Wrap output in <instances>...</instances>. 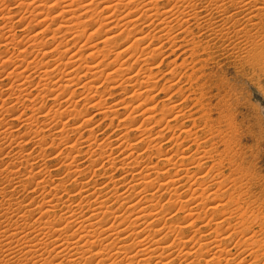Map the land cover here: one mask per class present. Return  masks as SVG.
Returning a JSON list of instances; mask_svg holds the SVG:
<instances>
[{
	"label": "bare ground",
	"instance_id": "6f19581e",
	"mask_svg": "<svg viewBox=\"0 0 264 264\" xmlns=\"http://www.w3.org/2000/svg\"><path fill=\"white\" fill-rule=\"evenodd\" d=\"M15 1L16 4H13L12 6L15 5V7H18L20 9V12L19 10L17 11L20 14L15 13V15H12L7 9L9 6L6 7L3 3L4 1L0 0V33H2L0 34V43L2 45L1 47L3 48V51H0V82L3 83L4 80H12L6 83V85L4 84L6 86V89L3 88L5 89L3 92H1L2 87L0 85L1 141L16 139V134L14 135V133L11 131L13 127L16 126V123L21 126H25V128L27 127L28 132L30 131V134L33 130H35V135H39V133H41L40 126L44 124V122H40L41 120H38L40 117L38 119L36 116V118L31 116L28 117L29 115L27 114L25 117L22 116L24 114L23 112H20L21 114L23 113L22 115H20L19 113H17L18 115H16V109L15 113L14 110H9L11 118L9 117L10 119L6 120V118H3V112L5 110L3 104L6 100H9L10 104L14 101L17 102V100L19 99H22L23 101L25 99V102H40L36 104H39L38 113H40L37 114L42 116L44 119H47V121L50 118L53 120H56L57 118L58 121V118L60 119L62 116H64L65 118L66 116H68L67 118H71L74 116V119L76 120L77 115L83 114L82 107H79V103L80 101H84V92L86 91L85 93H91V91L93 90L92 86L97 85L99 83L98 79L101 78L97 77V75H104V68L103 70L101 68L104 67L105 63L103 62H105V59H107L108 54H114L113 61L111 62L110 60V63L112 64L117 62L120 58L123 59L126 57L127 59H131L134 55H138L139 51V55H150V59L152 58L155 60V58H158L163 53L164 47L172 49V54L175 51L180 50L182 47L178 44L182 40L180 39L182 36L181 34L187 32L191 25H197L198 27H203L201 32L202 34H205L207 39L206 49H210V42L215 43L216 41L220 40H228V46L222 45L223 51L230 50L229 52L236 57L241 53L238 57L240 59H243L244 61L245 58L242 55L243 50L241 49L243 42L246 43L247 41V43H249L250 40L254 38V35L259 32L260 26L264 24V0H98L99 5L103 7V9L107 10L108 13L111 12V9L112 11L115 10L114 12H116L117 8L119 10V8L125 9L126 7L129 10L131 9V12L133 14L127 15L125 14L127 12L126 11L124 13L125 17L123 15L121 21L117 20V23L119 22V36H115L116 32H118L115 26H111V29L115 28L116 30H111L109 29L110 26H106L110 30H108V33H110L111 35H107V38L104 37V40L102 42L103 49H101L100 51V49L98 48L99 46H94V44H91L90 37L87 36L86 32L84 31V23H82L83 21L79 23L66 19V17L70 13L71 16L75 14L74 12H72L75 6L73 4L71 5L72 0ZM98 1L96 2L98 3ZM78 2V6L82 5L81 1V4H78ZM48 5H51V7H58L62 5V10L59 9L58 11L55 10V12H52L50 11L51 9L48 10V8H50ZM79 8H82L84 13V7ZM85 12L88 13V10H85ZM83 13L81 12L82 15ZM94 13L95 11H92L90 16L95 17ZM27 14L32 17V21H27ZM75 18L77 19V17ZM113 18L112 20L110 19V21H113ZM71 19L74 18L72 17ZM102 19L103 18H101V20ZM108 20V18L105 19V21ZM32 22H36L35 26H38L37 28L40 27V29L36 30L37 32L32 31V29L34 28V23L32 24ZM104 22L103 24H106ZM13 23L17 25V31L12 26ZM109 23L111 24V22L108 21L107 24ZM115 25L117 26V24ZM96 26H94V29H96ZM129 28L130 30H127ZM132 29L133 31L134 29L136 30L137 35L133 42L126 46H120V44L122 45L124 41L128 39L127 37H125L126 39L122 37L124 40H121V38V43H119L117 47H115L116 45L114 46V43H116L117 40L122 35H124V30H127V32H129ZM97 30H100L98 29V26ZM190 30L192 31V29ZM106 32L104 34H106ZM46 33H49V39H51V41L55 42L57 38H59L60 41L52 46H50L49 43H42V40H39V38L41 37L40 35L44 34L45 36ZM97 34H99V32ZM129 34H131V32ZM94 35H96V33H94L93 36ZM148 39H153L158 44L153 46V43L155 42L152 43V40H149L150 42L148 43L145 42ZM232 39H235V41H231ZM233 42L234 44H232ZM141 45H144L143 49ZM214 46L216 47V44H214ZM214 46L211 48H215ZM105 48H108V54L107 52H104L106 50ZM187 51L188 49L182 50V52L184 53H187ZM144 52L147 53L143 54ZM230 53L227 56H229ZM95 54H99V57L103 59L99 60V58H97V60L100 61L98 63H96V60L93 59V63L91 62L88 63V65H84V57L89 56L90 58L91 56L92 58L93 56L94 58ZM14 57H16V61L19 59L17 63L11 62L14 60ZM12 58L13 60H11ZM177 59H173L172 61H170V63H168L171 66L169 67L167 72L171 75H174L179 67L181 68V66H184V60L182 59V65H177ZM123 60H120L121 63L119 65V68H117V72L118 69H121L122 72H124L123 70L128 71V64H126L125 67L126 60ZM162 60H155L154 62H152L153 64L152 66H149V68H142L141 66H139V68L135 70V75H137V78H134V80L136 79V82L131 79L133 75H130L131 77H129L127 81L125 80L124 84H131L134 82L135 84L131 85L132 88L137 85L138 87H144L143 89L145 90H149L148 87L150 86L148 85V82H150L153 75L155 76V66H157V64H162ZM109 64H106V67L109 66ZM88 73H90L94 77V80L92 79L90 81L91 83H84L83 81L78 84L75 90L70 91V89L73 87L72 84H74V80L78 77V80H80L84 78V76ZM105 78L104 80H110V77ZM197 80H195V82ZM154 83L152 85L156 86V82ZM120 85L121 84L119 83L118 86ZM33 86L35 87L33 88V90L38 89V95L34 93L32 94V90L29 91V89H32ZM95 87L97 88V86ZM200 87H202V85ZM125 91L126 90H124V92ZM206 91L205 93H207ZM203 92L204 90L201 91L199 98L205 97V93ZM132 94L136 96L135 92ZM141 94H144V92H141ZM150 94L151 93H149L148 96ZM129 96L131 95L129 94ZM76 97H78V99H75ZM100 98H102V96ZM206 101L207 99L205 101L202 99L196 101L200 103L201 110L203 109V114L201 116H203L204 114L207 116L211 112V107L209 108L206 105ZM147 102L145 99V103ZM62 103L64 107L61 106ZM13 104H15V102ZM31 104L34 106L33 103ZM32 105V108L36 106L35 105L33 107ZM94 105L98 108L100 103H93V106ZM139 105H142V103ZM208 108L209 110H205ZM138 109H140L139 106ZM9 111H7V113ZM146 111L149 114V116H147V121L150 122L152 119L154 120L155 117L152 114L153 111L151 112L149 108H147L145 112ZM185 111L182 108L180 109L178 105H173L172 111L167 116H161L162 118L164 117L163 121L161 120L164 125L162 130H159L154 134V138H151L153 136L152 134H150L151 137H149L148 134H146V137H138V135V138L132 139L134 143L135 141H138L135 144H132V142H130L131 144H129L128 142L124 144L121 139L122 142L116 141L114 143L115 145L113 146L111 142L105 141H92L93 143H87L88 145L86 146L88 147V150L92 151H90V156L84 155L85 152H83L84 140L82 139H84L85 120L82 119V121L80 120V122L76 121V125H74V127L72 128L79 134V142H74L73 140L68 138L67 135L68 131L70 130L67 128L69 126L66 128L64 124L60 123L61 126L60 128H58L56 138H65L64 140L63 138H61L63 141H60L64 144V147L59 151L55 150L57 153L56 155H54V158H61V161L57 165L62 164V166H64L66 170L63 169L65 170V174L63 172V177L57 180L54 178V176H56V178L60 177L61 175H58L60 171L58 172L56 170L57 175H55V173H53V175L49 170V167L47 168L44 164L45 162L43 161V156H41V154L33 156L32 154H23L20 151V153L22 154L14 153V156H5L8 158V162L6 161L5 165L0 163V177H3L5 180H3L4 182L1 181L3 182V185H0V264H174V262L176 263V261L173 257H177V259H184L186 264H194L196 260H200L199 264H229L228 255L231 252L229 253L227 251V246L225 248H222L221 242L223 239H217L219 237H217L216 235H214L212 238L210 237V234H208L210 232L214 233V227H216L218 230H221V228L219 229V226L223 223L222 220L218 222V219L216 221H212V219H209L211 220L210 222H202L203 225L199 227L196 225L197 227L195 229L194 225L196 223L194 224L193 221L201 217V214L199 215V212H196L198 210L197 207V210L189 209L186 214L184 213L185 216H182L179 219L176 218V214H174L181 212L175 210L178 207H180L179 210H182L181 207H183V205H185V208L187 207L181 198V192H183V188H186L188 186V189H191V184L194 185V183L189 184L188 182V180L191 181L193 177L189 179L190 170L184 167V162L187 160V158L185 157V155L187 154V150L184 149V143L180 141L181 137L189 134L188 132L190 129L188 130L187 126L185 125L187 123H184L183 121V129H180L181 132L180 134H178V137L175 136V141L173 140L174 135L172 136L173 138H171V140L169 138L168 142L172 144V148H169L168 150L166 149L168 153L166 152V154L164 152L165 154L164 156H162V158L158 157L160 160L158 159L157 164L152 161V156L149 157L147 154L148 157H145L143 155L147 148L145 146L146 144L144 145L145 150L143 153L141 152V148L134 146L136 144L140 145L144 142H148V144H151L152 141L154 142L159 138H164L166 131L164 133L163 131L165 129H171L172 122L176 123L179 120H187V118L189 120V118L192 117L191 114L195 112L194 111L192 113ZM34 112L35 111H33V113ZM194 115H196V113H194ZM205 118H202V120L200 121L205 123L210 117L206 118V121ZM210 120L211 119L208 120V124ZM9 121L11 122L9 123ZM196 121L199 122V120L195 119V122ZM157 122L159 123V121ZM192 124V127L195 126L193 128H196V125H194L195 123ZM206 124L207 123H205V125ZM50 126L54 127L52 125ZM86 126L88 128L90 127L88 126V124H86ZM174 126L176 127V125ZM207 127L210 129L211 125ZM134 129L136 130L137 127H135ZM88 130H93V128H89ZM18 136H16L17 139L20 138ZM42 136L40 137V139H38V141H36V144L38 142V144L40 145L42 142H44L45 137ZM26 137L24 138L27 140ZM124 138L126 139V137ZM32 139L33 138H31V140ZM199 139L198 141L195 139L197 143H199ZM24 140L21 142H24ZM34 140L36 139H33V141ZM156 142L157 143L155 144L161 143L159 141ZM194 143L197 144L196 142ZM150 144L148 145V147L150 146ZM41 145H43V143ZM50 145L52 148H55L54 141H52ZM174 145L177 146V148L173 150ZM197 146L199 150V144H197ZM81 147H83V150ZM106 147H112L109 153L105 152L103 155L101 154L98 159L94 157L97 149L103 150ZM114 152H117L118 156H114ZM206 153H198V158L196 157V164L201 163L200 161L205 158ZM1 155L2 152H0V156ZM98 156L99 155L97 154L96 157ZM85 157L86 159L84 161ZM77 158L84 161V166H86L87 163L89 164L87 166L88 171L84 170L85 168L83 167L80 168V166L76 164L77 161H79L77 160ZM118 163L121 165L116 166ZM23 164L24 173L21 174V167L23 166ZM160 164L163 166H161ZM16 165H18L20 168ZM59 169L61 170V168ZM95 177H101L102 180L98 182L94 179ZM67 183H69V185H66ZM65 186H67L68 188H66ZM218 186L220 187V185ZM195 192L197 194V191L194 189L192 192L193 196ZM23 194H27L28 198H25ZM202 194H204V191L202 192ZM199 199H201V197H199ZM191 201L194 202L195 198H193V200ZM197 201H199L198 197L194 203H196ZM201 201L203 200L201 199ZM211 202L209 206L207 205L209 207V210L216 209L217 206L214 205L215 202H212V204ZM204 206L205 205H203V209ZM168 209L169 211H167ZM171 209H174L175 211H170ZM213 214L214 213H212V215ZM196 215L198 217H196ZM216 217L219 218L218 216ZM199 220H201V218ZM187 230L191 231L190 237L185 236V231ZM225 231L227 232L230 230L226 229ZM225 231H222V233L224 232L225 234ZM224 234H221V236H224ZM229 234L231 235V231ZM229 234H227V236ZM189 239L193 242L198 241L200 243L197 249L186 247L187 243L185 244L184 242L190 241ZM248 246H250V244H248ZM228 247H230V245ZM260 247L262 246H259L258 249ZM189 252H191V254ZM253 254L254 253H250V256H253L255 260H257V258ZM191 255H193V261L190 259ZM261 255H263V253ZM250 256L248 255L249 259H251ZM190 260L192 262H190ZM241 260L243 261V259ZM252 260L254 259L252 258ZM181 262L182 261L178 263L181 264ZM246 262L250 261L245 260V263ZM245 263H242L240 261L239 264Z\"/></svg>",
	"mask_w": 264,
	"mask_h": 264
},
{
	"label": "rangeland",
	"instance_id": "374dc122",
	"mask_svg": "<svg viewBox=\"0 0 264 264\" xmlns=\"http://www.w3.org/2000/svg\"><path fill=\"white\" fill-rule=\"evenodd\" d=\"M2 1H4L3 3L5 4L6 7L9 6L7 8L10 11L9 13H11L12 15H15V13L20 14L19 13L20 9L18 7H15V5L12 6L13 4H16L15 0H2ZM73 1L74 0L71 1L72 2L71 5L72 4L75 5L76 9H75V6H74V9L72 6L73 10L72 9L71 10L75 14L71 16V13H70L69 14L70 16L68 15L66 17V19L69 21L79 22V23L83 21L82 23H84V31L86 32L87 36L90 37L91 44L92 45L94 44V46H99L98 48L100 49V51H101V49H103V45H102L103 43L102 42L104 40V37L107 38L108 37L107 35H111L110 33H108V30L111 29V26L116 27L118 32H116L117 35L115 34V36H119L118 35V33L120 34V32L118 30L119 22L117 23V20L121 21V19L123 18L122 16L124 15V17H125V14L133 15L131 12V9L129 10L126 7H125L126 10L120 9V8L118 10V8H117L116 12H114L115 10L112 11V9H111L110 10L111 12L108 13L107 10L103 9V7H101L99 5L98 0H78L79 2L77 0H75L74 3H73ZM80 1H81L82 5L78 6L77 2H78V4H81ZM96 1H98V3ZM83 3H84V5H83ZM87 5H88V8H87ZM48 6L50 7V8H48V10L51 9L50 11H52V12L53 11L55 12V10L58 11L59 9L62 10V5H60L58 7L57 6L51 7V5H48ZM79 7H84V13H83V9L79 8ZM102 9H103V11H102ZM5 10H6V8H5ZM17 10H19V12ZM77 10H78V12H77ZM85 10H88L89 14L86 13ZM92 11H95V13H94L95 17L92 16L93 18L90 16ZM126 11L127 12L130 11L131 13L130 12L127 13ZM81 12L83 13V15L81 14ZM27 16H28L27 21H32V19H31L32 17L29 16L28 14H27ZM72 17L74 19H71ZM75 17H77V19ZM101 18H103V19L101 20ZM104 18L105 19L108 18L109 19L108 21L111 22L112 25L110 23L107 24L108 21H105ZM112 18H113L114 22L110 21V19L112 20ZM74 20H76V21H74ZM115 20H116V22H115ZM103 22L106 23L107 25L103 24ZM33 23L34 22H32V24ZM115 24H117V26ZM35 25H36V22L33 24V26H34V28L32 29L33 32L34 31L37 32L36 30L40 29V27L37 28L38 26L36 27ZM92 25H93V27H92ZM96 25L98 26V29H100V30H97ZM12 26L15 28V30L17 29L16 28L17 25L15 23H13ZM94 26H96V29H94L95 28ZM106 26L107 27L110 26L109 29ZM85 27H86V29H85ZM116 29L113 28L111 30H116ZM190 29H192V31ZM202 29H203V27H198L197 25H191L187 32L182 33L181 34L182 36L180 35L181 36L180 39H182V40L180 41V43L178 45L181 46L182 48L178 51H175L173 54H172V49H170L168 47L163 48V53L158 58H155V60H159V61L162 59H164V60H162V64H159V65L157 64V66H155V71H154L155 76L153 75L154 77L152 76L150 82H148V85L150 86L148 88L151 92L147 89L146 90L143 89L144 87H140V86L138 87L137 85L132 88L131 85L135 84L134 82L131 84H124L125 80L127 81V79L129 77H131L130 75H133L132 76L133 78L131 77L132 80H134V78H137V75H135L136 74L135 70L137 68H139V66H141L142 68H149V66H152V64H153L152 62H154L155 60L152 58L150 59V57H149L150 55L145 54L147 52H144L143 54H145V55L141 56V55H139V53H140V51H139L138 55L137 54L134 55L131 59H127L126 57H125L126 58L125 59L122 57L124 60H126L125 67H126V64H128L127 67H129V68H128V71L123 70L124 72H122L121 69H118V72H117V68H119V65L123 59L120 58L117 62H115L113 64L110 63V60H111V62L113 61L114 54L113 53H112L113 55L108 54L109 53L108 48H105L106 50L104 52H107L108 55H107V59H105V62H103V63H105V65L103 64L104 67L101 68L102 70L104 68V70H103L104 71L103 72L104 77L101 76V74H98L99 76L97 75V77H101L98 79L100 84L98 83L97 85L92 86L93 90L91 91V93L90 92L85 93L86 91L84 92V101H80V103H79L80 104L79 107L80 108L82 107L83 114L77 115L76 120L74 119L75 118L74 116L71 118L69 117L70 119L67 118L68 116H66V118L64 116H62L61 117L62 119L58 118V121H57V118H56V120L55 119L53 120L50 118L47 121V119H44L42 116L38 115V114H40V113H38L39 104L38 105H36V104L40 103V102H38V101L37 102L26 101L27 102L26 103L25 99H24V101L22 99H19V100H17V102L14 101L15 104H13L14 102L13 103L11 102V104H10L9 103L10 101L6 100L8 102V104L6 101H5L6 103L4 102V104H3L6 111L4 110V108L2 106V108L5 112V113L3 112V114H4L3 118H6V120L11 118L10 117V115H11L10 111L14 110V113H15V111L17 110L18 112L16 111V113H15L16 115H18L17 113H19L20 115H22L24 113L22 116H25V117H26V114L29 115L28 117H30V116L35 117L36 116L37 119L40 117L38 120L39 121L41 120L40 122H44V124L42 126H40V128H41L40 132L42 134L39 133V135H40L39 136L38 134L35 135L36 134L34 132L35 130H33L30 134V131L28 132L27 127L25 128V126H21V125L16 123L15 125L17 127L14 126L11 131L14 133V135L16 134L15 135L16 139H17L16 136H18V134H19L18 137H20V138L17 140L13 139V140H7V141H3V140L1 141L0 140L1 141L0 152H2L1 156H4V157L0 156V163L5 165L6 161L8 162V158L5 156L11 157L17 153H19V154L23 153V154H28V155L32 154L33 156H37V155L41 154V156H43L42 159L45 162L44 164L46 165L47 168L49 167V170L52 172V174L55 173V175H57L56 172L60 171V173H58V175H61L60 177L57 176L58 178H56V176H54V178L57 180V179L63 177V172L65 174V170H66L65 167L62 166V164L57 165L61 161V158H59V159L54 158L55 157L54 155H56V153H57L56 151H59L64 147V144L60 141H63L65 138L61 137V138H63V140L61 138H59L60 140L58 138H56L58 128H60L61 124H64V126L66 128L69 126L67 128L70 130V131H68V135L70 133L71 134L69 136L67 135V137L70 138L71 140H73L74 142H79L80 141L78 139L79 134L77 132H75V130L72 128L74 127V125H76L75 124V123H77L76 121L80 122V120L82 121V119L85 120L84 121V124H85V126H84V139H82V140H84V145H83L84 150H83V147H81V148H82L83 152H85L84 155L90 156V153L92 151L88 150V147L86 145H88L87 143H93L94 141H96V142L97 141L98 142H102V141L103 142L104 141L105 142H111L112 146H113V145H115L114 143L116 141H121V139L124 142V144H126V142H128L129 144H131L130 142H132V144H135L138 141H135V143H134V141L132 140L133 138L136 139V138L141 137V136L146 137L147 136L146 134H148L149 137H151L150 134H152L153 136L151 138H154V136H155L154 134L157 133L159 130H162L163 125H164L162 122L164 117L162 118L161 116L162 115L167 116L172 111L173 105L174 106L178 105V107H180V109L182 108L184 111L186 110L187 112L193 113L195 111L194 113H196V115H194V113L191 114L192 117H190V118H192V119L189 118V120H188V118H187V120H184V119L182 121L179 120L176 123L172 122L171 123L172 128L171 129L170 128L165 129L163 131V133L166 131L164 138H162V139L159 138L156 140V141L161 142L160 143L161 146H160V144H155V143H157L156 141H154V142L152 141L151 144L149 143L150 146L152 145L155 148L152 146H151L152 148L150 146L148 147V145H149L148 142H144L140 145L136 144L134 146L141 148L142 153L144 152L145 146H146L147 148H146L145 152L143 153V155L145 157L147 156V154L149 157L152 156V158H153L152 161L155 164H157L158 159L162 158V156H164V154L167 152L166 149L168 150L169 148H172V144L170 142H168L169 138L171 140V138L174 137L173 140L175 141L176 137H178V134H180L181 130L183 129L182 128L183 121H184V123H187L185 125L187 126L188 130L190 129L188 132L189 134L184 135V136L182 135L183 137L180 138V141L184 143L183 146L185 148L184 147L183 148L185 150H187L186 151L187 154L185 155L187 160L184 162V167L187 168L188 170H190L189 179L191 177H193L191 179V181H193V182H191L189 180H188V182H189V184L194 183V185L191 184L192 190L188 189V186L186 188H183V190H182L183 192H181L182 193L181 198L187 207L185 208L184 207L185 205H183V207H181L182 210L181 209L179 210L180 207H178L177 209L174 208L176 211H181L180 213H174V214H176L175 215L176 218L179 219L182 216L184 217L186 212H188L189 209H196L197 210V208H198V210L197 211L195 210V211L197 213L199 212L198 213L199 215L201 214L200 215L201 220H199L200 219L199 218V219H195L196 221L195 220L193 221L194 224L196 223L194 225L195 229L197 226L199 227V226L203 225L202 222L203 223L210 222L211 220H209V219H212V221H214V220L216 221L218 219L217 220L218 222L222 220L223 223L219 226V229L221 228L222 231H225L226 229H228L231 231V235L229 234L230 231H227L229 233H227L225 231L226 233L224 234V232L222 233V231L218 230L216 227L213 228V230L215 229V231H213L214 233L210 232L208 234H210V237H212V238L214 235H216L217 237H219L217 239H223L221 242L222 248H225L227 246V251L229 253L231 252L228 255L229 256V259H228L229 264H232V263L239 264L240 261L242 263H245V260L250 261V262H246L247 264H249V263L250 264H253V263L254 264H256V263L257 264H263L264 263V24L260 26V30L257 33L258 35L257 34L254 35V38L252 40H250L249 43H247V41H246V43L243 42L241 49L243 50L242 55L245 58L244 61H243V59H240L238 57L241 53L236 57L235 55H233L229 52L230 51L229 49H228L229 51H223L222 45L228 46L229 45L228 40L216 41L218 43L210 42L209 43V44H211V45H209L210 49H206L207 39H206L205 34H202V32H201ZM106 30H107V32H106ZM127 30H130V28ZM127 30H124L125 31L124 35H122L117 40V42L114 43V46L116 45L115 47H117V45L119 43H121L120 39L122 37L123 38L127 37L128 39L125 38L126 40L124 41V43L122 45L120 44V46H126L128 44H131L133 42V40L136 38L137 35H136L135 29H134V31L132 29L129 32H127ZM97 31L99 32V34H97L98 33ZM105 32H106V34H104ZM130 32H131V34H129ZM94 33H96V35L93 36ZM0 34H2V33H0ZM40 36H41L40 37L41 39L39 38V40H42V43H46V44L49 43L50 46H52V45H54L60 41L59 38H57L55 40V42L51 41V39H49L50 38L49 33H46L45 36H44V34H41ZM0 37H1V35H0ZM123 38L121 40H124ZM149 40L150 41L152 40V43L155 42V43H153V46L158 44L153 39H148L145 42L148 43V42H150ZM231 41H235V39H232ZM231 41H230V43H231ZM50 42H52V43H50ZM186 44L187 45L189 44V45L187 46ZM214 44H216V47H218V48H216L214 46ZM232 44H234V42ZM1 46L2 45L0 43V51L2 52L3 48ZM141 46L143 49L144 45H141ZM213 46L215 48H211ZM194 48H196V49H194ZM183 49L184 50L188 49L187 53L182 52ZM225 53H227V54H225ZM229 53H230V55L227 56ZM85 54H86V52H85ZM96 55H97V57H96ZM86 56H87V54H86ZM86 56L84 57L85 58V61H84L85 64L84 65H88V63H91L93 61V59L96 60L95 61L96 63L100 62L97 60V58H99V60L103 59V58L99 57L100 56L99 54H95L94 58H93V56H92V58H91V56H90V58H89V56L88 57H86ZM101 57H102V55H101ZM141 58H142V60H141ZM15 59H16V57H14V60H13V58L11 59L13 61H11V60L10 61L17 63V61L19 59L17 58L18 59L17 61ZM173 59H177V61H176L177 65H180V64L182 65V62L184 60V66H181V68L179 67L177 69L176 73H174V75H171L167 71H168L169 67L171 66L168 63H170V61H172ZM185 60H186V62H185ZM86 62H87V64H86ZM117 63H118V65H117ZM131 63H133V64H131ZM106 64H109V66H107L108 69L106 67ZM105 68H106V70H105ZM0 72H1V70H0ZM119 72H122V73H119ZM190 73H192V74H190ZM89 74L90 73L86 74L84 76V78H82L80 80H78L79 77L77 79H75L74 84H72L73 87L70 89V91L75 90V88H77L78 84H80L83 81H84V83H91L90 81L92 79L94 80V77L91 74L90 75ZM105 74H107V75H105ZM110 74H112V75H110ZM193 75H195V76H193ZM105 77H108V78L110 77V80L109 81L104 80ZM170 77H172V78H170ZM197 78H198V80H197ZM170 79H172V80H170ZM195 80H197L198 82L197 81L195 82ZM10 81H12V80H10ZM10 81L4 80L3 83L0 82V85L2 87V89H1L2 91L0 90L1 92H3L6 89L5 85H6V83H8ZM134 81L136 82V79ZM122 82H123V84H122ZM154 82H156V86L152 85ZM119 83L122 86L121 85L118 86ZM201 85H202L203 89H202V87H200ZM95 86H97V88ZM151 87L152 88L155 87V88L152 89ZM3 88H5V89H3ZM33 88H35V87L33 86L32 89L31 88L29 89V91L32 90L31 91L32 94L34 93V94L38 95V93H39L38 89L33 90ZM94 90H95V92H94ZM124 90H126V91L124 92ZM138 90H142V91H138ZM200 90L201 91L204 90L203 93H205V91L207 90L206 91L207 93H205V97L199 98V96L201 94ZM148 91H149V93H151L149 96H148V94H149ZM134 92H135L136 96H134V94H132ZM141 92H144V94H141ZM129 94L131 96H129ZM146 94H147L148 98H147ZM99 96L100 97L102 96V98H100ZM99 98H100V100L101 99L102 100L100 101ZM75 99H78V97H76ZM145 99H146V102L148 101L147 103H145ZM201 99L204 101L207 99L206 105L209 108L211 107L210 108L211 112L207 116L205 114L203 116H201L203 114V109L201 110L200 103L196 102L197 100H201ZM138 100H141V101H138ZM63 101H64V99H63ZM149 102H151V103H149ZM31 103H33L34 106L35 105L36 106L34 107ZM93 103L94 104L100 103V105L97 108V106H95V105H94L95 107L93 106ZM141 103H142V105H139ZM30 104L36 109L32 108ZM89 104H90V106H89ZM128 104H130V105H128ZM12 105L14 108L12 107ZM82 105H84V106H82ZM5 106L7 107V109ZM61 106L64 107L63 103L61 104ZM138 106L140 109H138ZM10 107H11V109H10ZM79 107H78V109H79ZM146 107L149 108L151 110V112L153 111L152 114L155 117L154 120L152 119L150 122L147 121L148 120L147 116H149V114L147 113V111L145 112V110L147 109ZM168 108H169V111H168ZM209 108L205 109V110H209ZM7 111H9L8 112L9 114L7 113ZM33 111H35L34 112L35 114L33 113ZM142 111H143V113H142ZM165 111H168V112H165ZM20 112H23V113L21 114ZM32 114H33V116H32ZM205 117L206 118L210 117L209 119H211L210 120L211 122L209 121V124L211 125L210 129L207 127V126H210L208 124L209 119L206 121ZM128 118H131V119H128ZM159 118H161V119H159ZM194 118L196 120H199V122H201L200 120H202V118L203 119L205 118V121H206L205 123H207V124L205 125V123H203V122H201V123H199L197 121L195 122ZM65 119H66V121H65ZM193 119H194V121H193ZM67 120H69V121H67ZM55 121H57V122H55ZM142 121H143V125H142ZM157 121H159V123ZM187 121H189V122H187ZM10 122L11 121H9V123ZM48 122H49V124H48ZM51 122H53V123H51ZM192 123H195L194 125H196V128H193L195 126L192 127V125H193ZM86 124H88V126H90L89 127L90 129L93 128V130H88L89 128L86 126ZM202 124L204 125V127ZM50 125H52L54 127H51ZM140 125H141V127H140ZM147 125H149V126H147ZM174 125H176V127H178V128H176ZM45 126L46 127L49 126L51 128H49V127L46 128ZM56 126H58V127H56ZM135 127H137L136 130L134 129ZM54 128H55V130H54ZM56 128H57V130H56ZM188 130H186V131H188ZM208 131H209V134H208ZM194 132L198 133V134H195ZM33 133H34V136H36L37 138L33 136ZM44 133H46V134H44ZM26 135H27V137H26ZM42 135L45 137L44 142H42L43 145H41L42 143L39 145L38 142H37V144H38L37 145L36 141H38V139H40V137ZM117 135L118 136L121 135V136L118 137ZM23 136L26 137L27 140ZM123 136L126 137V139ZM31 138L36 139V140L33 141V139L31 140ZM201 138H202V140H201ZM28 139H30V140H28ZM181 139H183V140H181ZM195 139L197 141L199 139V143H197V141ZM20 140L21 141L24 140L25 143L21 142ZM52 141H54V143H55V148H52L50 145ZM194 142L199 144V146H200L199 150H198L197 144H195ZM60 143H62V144H60ZM36 145H37V147H36ZM173 147H174L173 150L177 148V146H175V145ZM108 148L109 147H106L105 148L106 150L103 149L104 151L101 149H97L96 150L97 152L94 155V157L98 159L101 156V154L103 155L105 152L109 153L110 149L112 147L109 149ZM149 150H151V151H149ZM20 151L22 153H20ZM206 151L208 154L206 153ZM156 152H158V153H156ZM201 152H205L206 156L202 161H200L201 163L196 164L197 158H198V153L200 154ZM114 153L116 154L117 152H114ZM11 154H13V155H11ZM97 154L99 155L98 157H96ZM115 154H114V156H118V153L116 155ZM151 154H153V155H151ZM85 159H86V157L84 158V161H85ZM77 160H79V161H77L76 164H78L80 166V168L83 167V168H85L84 170L88 171L87 166L89 164L87 163V165L84 166L85 163H83L84 162L83 160L78 159V158H77ZM9 165H10V163H9ZM120 165L121 164L118 163L116 166H120ZM16 166H18V165H16ZM161 166H163V165H161ZM21 168H22L21 174H23L24 173V171H23L24 164ZM59 168H61V170ZM63 169H65V170H63ZM53 171H55V172H53ZM192 173L194 176L192 175ZM196 177H198V178H196ZM94 179L98 182H100L102 180L101 177H95ZM3 180H4V178L0 177V185L1 186L3 185V182L5 181V180L4 181ZM1 181H3V182H1ZM196 181H197V183H196ZM185 182H186V180H185ZM188 182H187V184H188ZM203 182H204V184H203ZM66 185H69V183H67ZM218 185H220V187ZM65 187L68 188L67 186H65ZM194 189L197 191V194H196V192L194 194L195 197L192 195L193 194L192 192ZM203 191H204V194H202ZM23 195L25 198L27 197V194L26 195L23 194ZM196 196L198 197L199 201L194 203L197 200ZM207 196H208V198H207ZM199 197H201V199L203 201H201V199H199ZM185 198H187V199H185ZM193 198H195L194 202L191 201V200H193ZM204 199H205V201H204ZM211 201L213 203L215 202L214 205L217 206V208L214 210H211V209L209 210L208 206L210 205ZM212 202H211V204H212ZM217 202H218V204H217ZM203 205H205L204 209H203ZM174 209H171L170 211H172V210L175 211ZM167 211H169V209ZM209 211H211V212H209ZM212 213H214V214L212 215ZM223 214H225V215H223ZM216 216H218L219 218H217ZM196 217H198V216L196 215ZM197 220H198V222H197ZM220 231H221V233H220ZM215 233H217V234H215ZM221 234L222 235L224 234V236H221ZM227 234H229V235L227 236ZM190 235H191V231H188V230L185 231V236L190 237ZM240 236H242V237H240ZM247 237H249V238H247ZM192 242L193 241L190 240L188 242L185 241L184 243L185 244L187 243L186 247L197 249L198 245L200 243L198 241L193 242V243ZM248 244H250V246H248ZM229 245H230V247H228ZM257 246L258 247L262 246V247H260L258 249ZM248 250H249V252H248ZM189 253L191 254V252H189ZM250 253H254L253 255L257 258V260H255V258L253 256H250ZM262 253H263V255H261ZM248 255L251 257V259H249ZM257 256L258 257L260 256L261 258L260 257L258 258ZM173 258L176 261V263L174 262V264H180V263H178L180 261H182L181 264H186L184 259H182V258H178V259H177V257H173ZM192 258H193V255L190 256V259L193 261ZM252 258L254 260H252ZM241 259H243V261ZM191 260H190V262H192ZM183 261H184V263H183ZM197 261L198 260H196V262H194V264H199L200 260L198 262Z\"/></svg>",
	"mask_w": 264,
	"mask_h": 264
}]
</instances>
